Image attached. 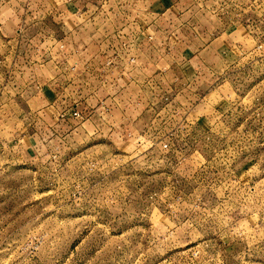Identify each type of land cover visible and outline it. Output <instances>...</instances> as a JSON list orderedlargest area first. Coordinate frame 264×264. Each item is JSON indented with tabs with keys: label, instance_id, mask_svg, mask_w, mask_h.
Listing matches in <instances>:
<instances>
[{
	"label": "rangeland",
	"instance_id": "obj_1",
	"mask_svg": "<svg viewBox=\"0 0 264 264\" xmlns=\"http://www.w3.org/2000/svg\"><path fill=\"white\" fill-rule=\"evenodd\" d=\"M67 1L0 0V264H264V0L157 2L161 34L138 31L162 47L161 92L78 117L45 86L82 87L80 50L129 48L150 13L89 0L123 26L76 39L63 26L87 32L88 8Z\"/></svg>",
	"mask_w": 264,
	"mask_h": 264
},
{
	"label": "crops",
	"instance_id": "obj_2",
	"mask_svg": "<svg viewBox=\"0 0 264 264\" xmlns=\"http://www.w3.org/2000/svg\"><path fill=\"white\" fill-rule=\"evenodd\" d=\"M85 1L86 3L83 2L82 6L85 5L88 9L84 12V14H82L81 18H78L82 20L83 25L87 27L88 31L84 32V28L83 32H80L74 27L65 25V27L63 26V28L66 29L65 32H69L68 35L73 34L76 39L77 37L79 38L83 36L95 39L105 37V35L115 34V30L123 26H120L122 24L120 23V21L118 22V24L120 25L115 26L108 22L109 19L105 21L104 18H100V16H98L100 15L98 11L101 10H98V8H103L105 6L104 4H102L101 7L100 4H93L89 0ZM179 1L180 0L176 2L175 0H132L130 1V3H127V1H113V8H117L115 9L116 14L124 11L122 8L127 3L129 9L133 8V10L139 11V9H137V6L139 5L140 9L147 10L148 15L150 13V16L148 19L139 17L138 21L131 19L133 18V16H129V20L132 21V24H130L129 26H123L124 31L128 32L129 30V48L122 47L123 49H119V51H117V54L116 49L118 47L115 49L109 47H103L100 49L99 47L97 49L85 47L84 50H86V52L82 50V54L80 50V55H85L83 57H80L79 60H75L74 58L75 61L73 62L72 59L70 61V69L80 72L81 77L84 79L82 81V87L78 88L74 84V78L70 79L69 77L65 78L66 85H64V91H61L60 93L57 91L58 82L55 85L45 86L44 92L46 94L44 93V99L46 100V102L50 104V106H53L59 102L58 97L62 95L61 93L68 92V94L70 95V99H68L69 101L65 103V113L72 115V112L75 109L81 110L82 112L86 113L87 110L89 112H94L95 109H93V107L96 106V104L99 105V103L101 102L112 103L114 111L116 108L119 109L120 104L127 102V100H136L138 95H141L140 90H144L146 93H148L149 90L152 93H155L157 91L160 93L162 81L159 80V77L164 74V71L162 69V66L164 64L162 59V47L152 48L150 46L144 45V42L146 41V38L142 37L144 35V32L138 30L140 29L141 25H148L151 33L154 32L155 28L154 33L156 35L159 34L161 31L159 28L157 29V24L154 23L155 20L152 16V12L154 9L153 5L157 2L160 3L162 5V10L160 11L161 13L166 9L179 4ZM119 2H121V4H119ZM140 3H142L143 5H141ZM62 6H65V8L68 7L69 9H74L75 4L66 0V2H64ZM62 6L55 2L52 3V5H50V7L52 8L49 12V15H54L57 19L58 16H56V13L61 10ZM94 12L96 13V15L91 16ZM40 18L41 16L38 17V19ZM58 22L69 24L71 21H68L66 19L64 20V17L60 16V18H58ZM49 37L56 40L58 39V36L55 32L50 33ZM64 37L66 38L67 35H65ZM152 37L153 34L148 36V38L150 39ZM121 52H124L125 55H123ZM110 55H112V57H110ZM93 56H97L95 58H98V60L95 61V58ZM132 56H134V60L132 59ZM57 66V64H54V78L58 79V72L56 70H58L60 67L58 66L59 68H57ZM60 70L62 69L60 68ZM94 72L96 73L95 77L93 75ZM185 75L191 76L190 73H185ZM192 79L194 78L191 77V80ZM78 89H80L81 92H79ZM70 91L71 93H69ZM75 95H78V99L73 97ZM125 96L128 99H125ZM54 112H56L55 108Z\"/></svg>",
	"mask_w": 264,
	"mask_h": 264
},
{
	"label": "built area",
	"instance_id": "obj_3",
	"mask_svg": "<svg viewBox=\"0 0 264 264\" xmlns=\"http://www.w3.org/2000/svg\"><path fill=\"white\" fill-rule=\"evenodd\" d=\"M133 57V56H132ZM80 114H81V112L78 110V109H75L73 112H72V115L74 116V117H78V116H80Z\"/></svg>",
	"mask_w": 264,
	"mask_h": 264
}]
</instances>
